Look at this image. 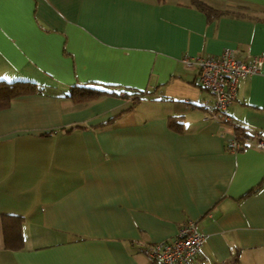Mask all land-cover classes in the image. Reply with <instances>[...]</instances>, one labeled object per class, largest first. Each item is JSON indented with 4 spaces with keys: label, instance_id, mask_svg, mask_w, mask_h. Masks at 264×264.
<instances>
[{
    "label": "crops",
    "instance_id": "obj_1",
    "mask_svg": "<svg viewBox=\"0 0 264 264\" xmlns=\"http://www.w3.org/2000/svg\"><path fill=\"white\" fill-rule=\"evenodd\" d=\"M198 1L219 15L193 0H0V80L42 89L0 108V264H148L143 246L189 222L193 264H264V63L225 111L252 141L230 152L233 125L202 120L212 97L181 62L264 57V0ZM78 83L145 96L75 103ZM4 215L23 218L20 250Z\"/></svg>",
    "mask_w": 264,
    "mask_h": 264
},
{
    "label": "built area",
    "instance_id": "obj_2",
    "mask_svg": "<svg viewBox=\"0 0 264 264\" xmlns=\"http://www.w3.org/2000/svg\"><path fill=\"white\" fill-rule=\"evenodd\" d=\"M187 69L196 71V80L201 88L212 97V102L204 104L205 115L203 121L213 120L228 122L237 127L225 111L234 102L240 79L258 73L264 63L261 55H246L238 59L235 51L225 49L216 56H196L181 59ZM251 144V139L245 141ZM255 146L264 149V143L255 142ZM240 145L233 140L229 144V151L236 152ZM203 237L196 231L193 222L180 227L175 237L168 241L145 244L142 253L148 264H193L201 251Z\"/></svg>",
    "mask_w": 264,
    "mask_h": 264
},
{
    "label": "trees",
    "instance_id": "obj_3",
    "mask_svg": "<svg viewBox=\"0 0 264 264\" xmlns=\"http://www.w3.org/2000/svg\"><path fill=\"white\" fill-rule=\"evenodd\" d=\"M193 3L207 16L213 15L215 17L219 15V12H214L210 7L198 0H193ZM105 87H109L111 89L108 90V88ZM41 90L42 89L40 86L30 81L7 82L0 80V108L7 107L10 100L13 98L40 92ZM119 92L123 93L126 98H130L133 104L138 103L145 96L144 92L130 88H122L117 92L113 86H95L87 83H78L70 88L67 97L72 102L83 103L95 100L105 95H118ZM169 127L176 130L178 123L173 120ZM234 135L235 141L240 145L238 151H242L248 147V144L245 141L250 135L247 134L241 127L237 126L234 128ZM1 220L2 235L5 247L11 251L20 250L23 245V237L21 233L23 218L16 215H4L2 216Z\"/></svg>",
    "mask_w": 264,
    "mask_h": 264
}]
</instances>
